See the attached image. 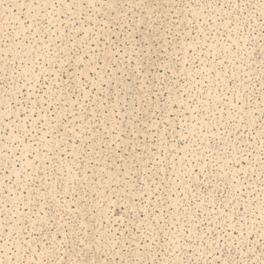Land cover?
Listing matches in <instances>:
<instances>
[{"label": "rangeland", "instance_id": "1", "mask_svg": "<svg viewBox=\"0 0 264 264\" xmlns=\"http://www.w3.org/2000/svg\"><path fill=\"white\" fill-rule=\"evenodd\" d=\"M0 264H264V0H0Z\"/></svg>", "mask_w": 264, "mask_h": 264}]
</instances>
